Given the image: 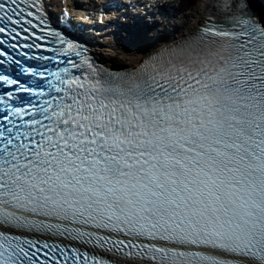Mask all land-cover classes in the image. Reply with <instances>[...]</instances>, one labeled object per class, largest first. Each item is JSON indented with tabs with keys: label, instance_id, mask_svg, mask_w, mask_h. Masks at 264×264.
Returning a JSON list of instances; mask_svg holds the SVG:
<instances>
[{
	"label": "snow or ice",
	"instance_id": "6c2138e0",
	"mask_svg": "<svg viewBox=\"0 0 264 264\" xmlns=\"http://www.w3.org/2000/svg\"><path fill=\"white\" fill-rule=\"evenodd\" d=\"M224 7L119 75L0 0V264H264V18Z\"/></svg>",
	"mask_w": 264,
	"mask_h": 264
},
{
	"label": "bare ground",
	"instance_id": "6f19581e",
	"mask_svg": "<svg viewBox=\"0 0 264 264\" xmlns=\"http://www.w3.org/2000/svg\"><path fill=\"white\" fill-rule=\"evenodd\" d=\"M47 1L49 4L57 6L59 8L58 5L59 0H47ZM76 1L82 2L83 0H76ZM206 1L199 0V6L193 15H183L181 18L175 20L174 23L171 24V27L168 31L161 30L160 34L153 41L145 40L146 43L143 44L142 46H140L141 42L140 41L137 42L136 39H129V41H127L126 43H121L120 48L123 53L121 54L122 55L121 59L120 57L119 58L115 57L116 54H119L117 50L119 46L115 47L114 45H110V44L96 43V52L101 59H103L111 66L117 68L128 65L136 66L141 61L140 58L144 53L143 50L144 46L155 47L161 41L170 42L173 40H183L189 34L193 33L198 23L205 16ZM163 2L164 5L168 3L167 0H164ZM249 5H250L249 10H251L253 14H258V15L260 14L262 17H264V0H251ZM109 35L111 34L108 33L106 36H104V38L108 37ZM121 36H125V35L121 33ZM104 38L102 37L100 39H104Z\"/></svg>",
	"mask_w": 264,
	"mask_h": 264
},
{
	"label": "rangeland",
	"instance_id": "374dc122",
	"mask_svg": "<svg viewBox=\"0 0 264 264\" xmlns=\"http://www.w3.org/2000/svg\"><path fill=\"white\" fill-rule=\"evenodd\" d=\"M173 6H175V8H177L178 12H179V15L177 16V18H172V21L174 22L175 20L181 18L183 15H193L199 6V0H193L192 2H191V0H172L171 3L169 2L166 6H164L165 7L164 12L165 13H163L162 16H160V18L163 20H166L169 16V13H171L172 10L174 9ZM186 6L190 7L189 10H185ZM164 28H166V26L162 27L163 30H164ZM166 29H168V28H166ZM109 36L108 37L110 39L119 41V45H118L119 47L117 49L119 54H116L115 57H118V58L120 57V59H121V57H122L121 54H123L122 50L120 48L121 43L126 42L127 38H125L124 36H121V34H116V35L114 34V35H109ZM107 38H105L104 40H107Z\"/></svg>",
	"mask_w": 264,
	"mask_h": 264
},
{
	"label": "trees",
	"instance_id": "16d2710c",
	"mask_svg": "<svg viewBox=\"0 0 264 264\" xmlns=\"http://www.w3.org/2000/svg\"><path fill=\"white\" fill-rule=\"evenodd\" d=\"M193 0H191V2H192Z\"/></svg>",
	"mask_w": 264,
	"mask_h": 264
},
{
	"label": "water",
	"instance_id": "95a60500",
	"mask_svg": "<svg viewBox=\"0 0 264 264\" xmlns=\"http://www.w3.org/2000/svg\"><path fill=\"white\" fill-rule=\"evenodd\" d=\"M261 16V15H260ZM262 17V16H261Z\"/></svg>",
	"mask_w": 264,
	"mask_h": 264
}]
</instances>
